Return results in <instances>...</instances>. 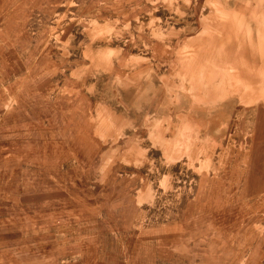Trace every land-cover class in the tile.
Masks as SVG:
<instances>
[{
	"label": "rangeland",
	"instance_id": "1",
	"mask_svg": "<svg viewBox=\"0 0 264 264\" xmlns=\"http://www.w3.org/2000/svg\"><path fill=\"white\" fill-rule=\"evenodd\" d=\"M224 1L0 0V264H264V126L183 74Z\"/></svg>",
	"mask_w": 264,
	"mask_h": 264
},
{
	"label": "crops",
	"instance_id": "2",
	"mask_svg": "<svg viewBox=\"0 0 264 264\" xmlns=\"http://www.w3.org/2000/svg\"><path fill=\"white\" fill-rule=\"evenodd\" d=\"M223 5L230 8L224 9L221 24L208 29L215 31L214 34L201 37L204 29L199 25V35L191 38L193 43L194 38L203 39L202 44L194 45L199 51L190 64L183 66L184 79L188 74L194 77L193 84L215 87L214 91L209 88L214 94L206 98L212 103L206 107L215 109L211 114L220 118L221 125L230 116L250 113L259 117L258 127H263L264 0H225ZM214 16V13L205 15L206 18ZM197 78L202 80L196 81ZM200 109L198 114L189 112L188 115H204L203 108ZM253 110L257 113L252 114Z\"/></svg>",
	"mask_w": 264,
	"mask_h": 264
}]
</instances>
